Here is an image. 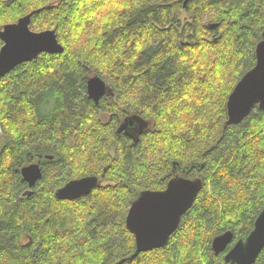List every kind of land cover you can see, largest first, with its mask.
I'll return each mask as SVG.
<instances>
[{
    "label": "trees",
    "instance_id": "16d2710c",
    "mask_svg": "<svg viewBox=\"0 0 264 264\" xmlns=\"http://www.w3.org/2000/svg\"><path fill=\"white\" fill-rule=\"evenodd\" d=\"M127 2L128 7L103 0L91 6L87 2L78 6L73 0H0V25L37 10L30 26L33 30L61 24L58 37L64 31L76 35L85 29L91 37L83 51L74 54L73 44L63 53H41L0 79V115L12 140L4 149L5 159L19 155L21 160L14 169L0 173V264H232L226 261L225 252L215 253L213 239L230 230L234 234L231 248L249 235L264 208V157L248 148L264 141V109L257 105L240 123L224 128L229 95L257 61L255 56L245 61L244 52L249 47L255 50L262 39L264 0ZM241 16L248 23L241 24ZM204 17H212L218 28L213 29L212 23L201 25ZM221 28L230 29L234 37L227 47ZM141 49L148 51L151 59L141 57ZM108 51L113 52V58L119 52L126 59L116 80L100 73L111 95L104 96L99 107L94 100L88 102L87 115L94 121L99 117L96 129L106 131L103 124L109 122L128 89L139 88L149 79L161 87L149 107L136 109L146 124L135 140L122 131L111 135L110 142L94 140L85 135L91 126L83 116H73L66 104L52 100V110L29 129L18 128L8 118V113L26 109V102L37 93L52 91L56 95L60 88L70 93L73 79L90 78L93 70L100 72L94 67L99 62L97 53L103 56ZM132 56L141 57L142 62L129 63ZM179 66L191 68L204 83L199 90H190L179 104L174 95L158 104L167 94L165 84L171 82L167 71ZM137 72L140 77L134 75ZM218 96L222 103H214ZM173 106L183 115L173 116L168 111ZM127 116L117 113L111 127L119 131ZM76 136L95 145L97 151L73 153L66 145L74 143ZM32 162L41 164L43 177L30 186L21 168ZM69 166L78 175L99 176L101 184L76 199L58 198L56 191L68 181L52 186L51 177L63 174ZM129 171L138 181L132 193L128 192ZM176 175L202 180L194 203L166 244L130 259L136 241L121 240V233L134 235L126 224L131 203L126 204L125 197L132 201L143 191L164 190ZM205 175L209 179H204ZM229 184L235 189L231 195ZM240 184L247 187H237ZM254 264H264V248Z\"/></svg>",
    "mask_w": 264,
    "mask_h": 264
},
{
    "label": "snow or ice",
    "instance_id": "6c2138e0",
    "mask_svg": "<svg viewBox=\"0 0 264 264\" xmlns=\"http://www.w3.org/2000/svg\"><path fill=\"white\" fill-rule=\"evenodd\" d=\"M78 6L87 2L89 6L92 4H99L101 0H73ZM105 4H121L123 3L125 7H128L129 4L127 0H103ZM246 15V14H245ZM236 17H233V20H236ZM241 24H246L248 21L245 19V16H241L240 18ZM212 17H204L200 20L201 25H208L212 23ZM63 25L58 24L55 26L54 30H44L41 33L37 34H29L25 32L23 34V40L27 43V45L32 49V54L36 55L41 51H49L56 52L61 49L57 47L58 40L61 44H63L64 48H68L69 45H75L71 49V51L75 54L76 52L83 51L86 47L87 42L91 41V37L86 35L88 29H85L84 32L73 35L71 32L64 31L62 37H58L56 35L57 32L61 30ZM71 27V25H69ZM264 29V26H261ZM221 33L224 35L221 36V39L224 40L225 46L227 47L232 43L234 37L230 35L231 30L225 31V29H220ZM255 34L253 33V36ZM83 36L84 39H80ZM65 41L67 43H65ZM249 45H252V40L248 41ZM261 44V43H260ZM259 44V45H260ZM0 61L3 60V52L7 51V48L4 44L0 43ZM141 57L151 59V56L148 51L145 49H141ZM260 55L261 50L258 47L253 50L252 47H249L244 52V59L248 61L249 56H255L258 60V64L255 67V70L258 69L260 63ZM141 57L132 56V59L129 63L140 64L142 62ZM98 63L95 64V69H99L100 72L93 70L92 77L81 76L77 79H73L72 87L70 93L65 91L63 88L57 90V94L53 95L52 91L46 92L43 95L37 93L35 96L30 98V102L27 103V108H20L14 113H8V118L15 121L17 127L20 129H29L32 124L35 122L37 118L41 120L48 115V113L52 110L49 108V102L57 101L60 104H66L67 111L70 112L73 116H83L84 119L88 121V125L91 126L88 132L85 135H91L94 140H99L101 143L110 142L111 135H119V131L125 132V135L131 137L133 140L136 139L137 132L140 131V128L134 124V120L136 119V109L139 108L140 111H143L144 108L149 107L156 97L161 93L160 84H157L154 80L149 79L144 85H141L136 89H128L123 93V99L119 106L115 107V111L109 122L103 124V129L106 131H100L96 129L95 125L99 122V117L94 121L90 116L87 115L88 112V102L90 100L96 101V107H99V100L107 91L109 95H111L110 88L107 87L105 83V79H101V72L104 77L108 80H116V73L122 71L124 67V61L126 56H121L119 52L115 53V57L113 58V52L108 51L105 55L101 56L100 53H97L96 57ZM230 62V61H229ZM154 64L159 63L158 61H153ZM113 65V66H110ZM253 72V71H252ZM251 73V72H250ZM145 75H147V70H145ZM136 77H140V73L134 74ZM179 76V79H176V76ZM168 80L170 83H166L165 87L167 88V94L162 97L157 103L162 104L165 99L170 98V96L178 97L175 103L179 104L180 100H184L187 98V95L190 94L191 91H197L201 88V85L204 81L200 80V78L194 75V72L191 68L187 66H179L172 67L167 71ZM187 77V80H185ZM164 83V81H161ZM175 84L174 88L172 85ZM239 88V91H238ZM131 93V95L129 94ZM256 100L260 99H252L250 98V83H245L244 80L240 83V85L234 90L232 93L230 100L228 102V108L233 112H242L247 113L251 110L253 104ZM261 105L264 106V100H260ZM222 96H218L214 103H222ZM3 102L0 101V104ZM53 107H56L53 104ZM131 110V111H130ZM61 113L65 112L64 108L60 109ZM168 111L173 114V116L183 115L175 110V106L169 108ZM3 112V109L0 108V113ZM117 113L123 115L128 113V116L125 118L122 126H119V131H116L111 127L112 121L117 120ZM6 121L3 115H0V173H3L7 170H12L15 168L17 164L21 162L19 155L16 156L13 160H6L4 149L9 147L12 143L11 137H7L6 129L4 127ZM77 128L80 129L81 125L79 121H77ZM70 131V130H69ZM55 135V132H53ZM75 142L69 143L66 147L70 148L73 153H83L87 154L88 150L91 149L93 152H96L97 149L95 145H90L85 143L79 136L74 137ZM20 141H23V135L20 137ZM248 148L251 152L257 153L258 156L264 157V141H262L258 145H248ZM258 149V151H257ZM31 159V156H29ZM127 171V169H125ZM134 171V169H133ZM133 171L128 172V192L132 193L134 191L135 185L138 183L135 175H133ZM30 179H35L40 175L38 169H29L26 173ZM71 178V179H69ZM204 179H209L207 175L203 177ZM52 186L57 183L63 184L64 181H68L65 184L63 190L59 192L57 195L60 197L68 196L71 198L73 194H77L83 191L90 190L91 180L85 175H78L76 170L69 166L67 169L63 170V174L57 172L52 175ZM163 181H161L162 183ZM218 181L214 180L213 183H217ZM264 182V179H262ZM197 187L196 185H191L186 183L185 179L177 178L172 181L168 187L161 192L158 193H150L151 195L148 197H144L143 195L138 196L136 199L129 201L127 197H125V203H131V210L127 216L128 227L131 222V227L129 229L134 234L133 236H127L124 233H121V240L125 243L140 241L146 238L148 235L152 234L159 228H161L165 222V219L169 212L176 206H178L181 201L188 195L190 189ZM237 187H247L246 184L237 185ZM229 195H231L232 191H235L231 184L228 185ZM149 193V192H145ZM3 213L0 212V215ZM220 243V242H219ZM247 250V245H240L236 248V251L233 255L236 254H244Z\"/></svg>",
    "mask_w": 264,
    "mask_h": 264
},
{
    "label": "water",
    "instance_id": "95a60500",
    "mask_svg": "<svg viewBox=\"0 0 264 264\" xmlns=\"http://www.w3.org/2000/svg\"><path fill=\"white\" fill-rule=\"evenodd\" d=\"M35 12H37V10H33L27 15L20 17L17 22L0 25V39L3 41V44L7 48V51L3 52V60L0 61V79H2L4 76L9 74L16 66L24 62L31 61L32 59L38 57L40 53L49 52L45 50V51L38 52L36 55H33L32 49H30L27 43L23 40V34L25 32L29 34H37V33H41L44 31V30L35 31L30 27L31 17ZM46 30L52 31L54 29H46ZM259 44L258 46L261 50V55H260V63H259L258 69L255 70V67L258 64V60H257L255 66L252 67L250 70H248L243 75V77L240 79V81L236 84L232 93L245 78V83H250V98L264 100V39L261 42H259ZM60 45L61 44L58 41L57 47L60 49H63V47H61ZM0 51H3V50L0 49ZM238 91H239V88H238ZM232 93L229 95L228 102L230 100ZM260 100H256L251 110L247 113H242V112L233 113L227 106L228 119L224 125V128L226 127V125H229V124L240 123L242 120H244V118H246L248 114L251 113V111L254 109L256 105H258L259 108L264 109V106L261 105ZM228 102H227V105H228ZM135 123H138L140 125L139 127L140 130L143 131L145 124L144 122L140 120L138 115H136V119L134 120V124ZM122 124L120 126H122ZM48 157H51V156H48ZM30 168L39 170L40 175L36 177L34 180L30 179L29 176L26 175V173L29 171ZM21 173L24 179L29 183L30 186L35 185L36 182L40 180L43 176V170H42L40 163H31L29 165L23 166L21 169ZM87 177L91 180L90 190L83 191L77 194H73L71 198H69L68 196L60 197L57 194L63 190L65 186L64 185L63 187H60L56 191L57 197L60 199H76L81 196L90 194L95 187L101 184V181H100L99 176L88 175ZM177 178H180V177H177ZM175 179H172L169 182V184ZM183 179H185L186 183L191 184V185H196L197 187L190 189L188 192V195L181 201V203L178 206L174 207L169 212L161 228H159L152 234L148 235L143 240L136 241V251L132 256L129 257L130 259L142 251L151 250L153 248L160 247L166 244L171 233L174 232L178 228L184 213L192 206L202 186L201 179H190V178H185V177ZM146 191L149 193H145ZM146 191H143L139 196L143 195L144 197H148L151 195L150 193L161 192V191H154V190H146ZM130 210H131V207L128 211V214ZM126 224L128 227L127 219H126ZM131 226L132 225L130 222L129 227ZM233 240H234V234L230 230L216 236L213 239V243H212L215 253L219 254V253L225 252L228 245L231 244ZM240 245H247V250L242 255L241 254L233 255V253L236 251V248L239 247ZM263 248H264V208L257 216L255 223H254V228L249 233V235H247L245 238L238 239L234 243V245L228 250V252L225 254V259L227 262H230L232 264H254L257 260L259 253L261 252ZM121 262H123V260Z\"/></svg>",
    "mask_w": 264,
    "mask_h": 264
},
{
    "label": "bare ground",
    "instance_id": "6f19581e",
    "mask_svg": "<svg viewBox=\"0 0 264 264\" xmlns=\"http://www.w3.org/2000/svg\"><path fill=\"white\" fill-rule=\"evenodd\" d=\"M26 15H27V14H26ZM24 16H25V15H24ZM32 17H33V15H32ZM32 17H31V21H30V26H31V22H32ZM17 21H18V20H17ZM17 21H16V22H17ZM8 24H9V23H8ZM4 25H5V24H4ZM211 27H212L213 29H217V28H218V23H212V24H211ZM45 30H46V29H45ZM35 31H36V30H35ZM41 31H42V30H41ZM57 36H58V34H57ZM263 39H264V31H263V33H262V39H261L259 42H261ZM58 41H59V40H58ZM259 42H258V44H259ZM59 43H60V41H59ZM60 44H61V43H60ZM258 44H257V46H258ZM60 46L63 47V49H61L60 51L50 52V53H63L64 50H65V48H64L63 44H61ZM43 53H44V52H43ZM48 53H49V52H48ZM40 54H41V53H40ZM40 54H39V55H40ZM39 55H38V56H39ZM32 60H33V59H32ZM24 63H25V62H24ZM91 77H92V76H91ZM91 77H90V78H91ZM101 79H103V78H101ZM105 83H106L107 87L109 88V86H108V84H107L106 81H105ZM110 90H111V89H110ZM106 95H109L107 91H106V92L104 93V95L100 98V100H101L104 96H106ZM100 100H99V103H100ZM94 101H95V100H94ZM95 102H96V101H95ZM256 106H257V105H256ZM254 108H255V107H254ZM248 115H249V114H248ZM248 115H247V116H248ZM135 124H138V123H135ZM144 124H146V123L144 122ZM138 125H139V124H138ZM139 127H140V125H139ZM143 130H144V129H143ZM48 156H50V155H48ZM48 156H47V158H52V156H51V157H48ZM32 163H39V162H32ZM30 164H31V163H30ZM28 165H29V164H28ZM24 166H25V165H24ZM21 169H22V168H21ZM42 177H43V176H42ZM177 177L184 178V176L176 175V176L173 177L172 179H175V178H177ZM172 179H171V180H172ZM190 179H199V178H190ZM171 180H170V181H171ZM38 181H39V180H38ZM38 181H37V182H38ZM170 181H169V182H170ZM28 184H29V183H28ZM168 184H169V183H168ZM167 186H168V185H167ZM166 188H167V187H166ZM154 191H156V190H154ZM157 191H162V190H157ZM198 193H199V192H198ZM195 199H196V198H195ZM194 201H195V200H194ZM193 203H194V202H193ZM188 210H189V209H188ZM188 210H187V211H188ZM187 211H186V212H187ZM186 212H185V213H186ZM185 213H184V214H185ZM172 233H173V232H172ZM172 233H171V234H172Z\"/></svg>",
    "mask_w": 264,
    "mask_h": 264
},
{
    "label": "flooded vegetation",
    "instance_id": "af4514ba",
    "mask_svg": "<svg viewBox=\"0 0 264 264\" xmlns=\"http://www.w3.org/2000/svg\"><path fill=\"white\" fill-rule=\"evenodd\" d=\"M135 125H136L137 127H139L138 124H135ZM140 133H142L141 130H140L139 132H137V134H140ZM40 165H41V164H40ZM185 178H190V177H185ZM233 245H234V244H233ZM233 245H232V246H233ZM228 246H229V245H228ZM227 249H228V247H227ZM227 249L225 250V254L228 252V250H229L230 248H229L228 250H227Z\"/></svg>",
    "mask_w": 264,
    "mask_h": 264
},
{
    "label": "rangeland",
    "instance_id": "374dc122",
    "mask_svg": "<svg viewBox=\"0 0 264 264\" xmlns=\"http://www.w3.org/2000/svg\"><path fill=\"white\" fill-rule=\"evenodd\" d=\"M239 81H240V80H239ZM239 81H238V82H239ZM231 93H232V92H231ZM126 219H127V217H126ZM128 229H129V228H128ZM129 230H130V229H129ZM135 251H136V250H135Z\"/></svg>",
    "mask_w": 264,
    "mask_h": 264
}]
</instances>
